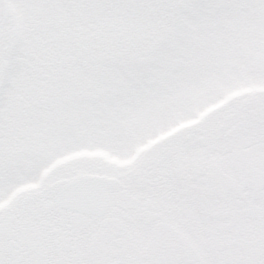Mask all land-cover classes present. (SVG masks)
I'll return each mask as SVG.
<instances>
[{
	"label": "snow or ice",
	"instance_id": "snow-or-ice-1",
	"mask_svg": "<svg viewBox=\"0 0 264 264\" xmlns=\"http://www.w3.org/2000/svg\"><path fill=\"white\" fill-rule=\"evenodd\" d=\"M0 264H264V0H0Z\"/></svg>",
	"mask_w": 264,
	"mask_h": 264
}]
</instances>
